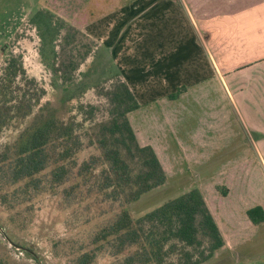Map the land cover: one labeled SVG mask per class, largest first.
I'll list each match as a JSON object with an SVG mask.
<instances>
[{
	"label": "rangeland",
	"instance_id": "374dc122",
	"mask_svg": "<svg viewBox=\"0 0 264 264\" xmlns=\"http://www.w3.org/2000/svg\"><path fill=\"white\" fill-rule=\"evenodd\" d=\"M91 1L61 0L60 10L49 8L53 13L57 10L60 13V16L54 13V24L61 19L72 26L67 29L61 27L55 38L54 46L60 51L58 61L67 59V56L80 61L79 52L91 45L96 58L101 54L99 61L105 62L104 74H101L96 86H92L87 76V82L91 84L62 101L65 91L59 88L60 79L52 74L40 51L41 26L37 18H34L36 13L14 19V15L19 16L27 11L31 1L0 0V81L3 76L2 68L9 57L16 59L24 71L12 81L8 98H5L7 105H14V108L11 117L0 128V151L14 144L20 132L41 109L52 110L63 123L74 121L75 133L82 142V147L74 155L75 165L71 164L68 177L60 185L50 187V167L37 176V187L21 186L15 190L14 185H3L4 181L0 182V257L11 264H75L80 254L91 250L94 252L92 264H122L128 252L116 253L115 248L109 244L96 246L93 243L96 233L109 225L115 213L119 211L121 201L97 193L96 184L102 177L100 174L103 166L98 165L90 178L79 176L78 169L91 156L101 153L95 142V134L96 125L108 119L109 106L103 91L115 80L111 71L118 73L119 79L125 82L124 77L126 78L130 64L123 63L122 54L134 48L137 55L134 45L138 39L150 41V38H153V30H149V27H155L154 23H162L167 29L177 25L173 28L178 29L185 27L186 22L178 8L170 9L166 6L160 11L155 10L153 1L148 3V0H108L106 3L98 0L97 7L89 9ZM142 2L148 4L138 9ZM129 5L126 9H131L134 13L130 12L129 16H126L127 19H121V12ZM103 13L109 15L105 17ZM12 19L18 23L15 27H7ZM66 35L68 36L65 40L63 36ZM108 35L118 47L114 56L109 49L113 50L115 46L109 49L105 46L108 43ZM169 35L175 37L178 34L173 32ZM125 39L130 40L133 46L123 48L126 45ZM163 41L166 45L170 43L168 39ZM61 44L65 49L63 53ZM73 48L77 52L74 50L72 53ZM128 53L132 54L131 51ZM93 59L90 55L79 63L71 75L74 82L82 80ZM112 67H115V70ZM246 76L248 77L241 80L242 85L254 87L260 83L259 91L252 89L251 93L242 96L235 94L230 77H226L225 82L232 95L228 94L223 81L212 74V77L208 78L209 83H206L208 90H205L204 97L193 96L194 91L181 97L182 93L178 94L176 102L179 101V105L196 107V101H200L198 107H193L191 112L180 113L183 116L179 121V128L193 127L198 125L200 120H205V166L198 165L195 168L190 164L187 169L188 179L181 177L183 181L178 184L169 182L165 186L156 187L143 194L137 201L125 203L126 207L133 213L145 212L157 202L183 192L180 189H185L190 184L187 180L192 181L195 174L193 182H201L202 188L205 189L203 193L209 202L215 201L212 198L214 196L222 201L228 210L264 198V72H254ZM108 77L112 78L105 80ZM135 88L137 92V85ZM167 91L163 89L161 92L174 95L178 92L177 89ZM135 98L137 99L136 96ZM149 98L151 97H144L145 100ZM164 98L165 102L169 101L167 96ZM27 104L30 105L31 110L28 111L31 112L24 114ZM17 107L19 113L14 112ZM166 171L170 173L168 169ZM201 171H205L203 181H200L198 176ZM216 186L220 189L217 190ZM222 191H226V195H223ZM259 251L262 255L253 259L255 250L250 244H245L230 252H217L208 264H264V248L260 247ZM168 260L167 264H170V261L175 260V255Z\"/></svg>",
	"mask_w": 264,
	"mask_h": 264
},
{
	"label": "trees",
	"instance_id": "16d2710c",
	"mask_svg": "<svg viewBox=\"0 0 264 264\" xmlns=\"http://www.w3.org/2000/svg\"><path fill=\"white\" fill-rule=\"evenodd\" d=\"M34 18H37L41 26L40 51L45 64L60 79L59 88L65 91V97L61 100L69 99L71 94L81 92L91 84L87 82V76L92 86H96L101 74H104L105 62L99 61L101 54L96 58L95 51L88 45L83 52H79L80 61L68 56L58 61L60 51L54 46L55 38L61 27L67 29L72 26L61 19L54 24V15L44 10H39ZM67 36H63V39L66 40ZM61 48L63 53L65 49L62 44ZM71 50L74 53L75 48ZM90 55L94 59L82 80L74 82L71 75L79 63ZM112 68L115 70V67ZM2 72L0 128L11 117L14 108V105L8 106L5 101L10 85L24 71L16 59L9 57ZM111 73H114L115 80L103 91L109 106L108 119L96 125L95 142L101 153L84 161L79 166L78 175L90 178L98 165L103 166L100 174L102 177L96 184L97 193L121 202L119 211L109 225L96 233L93 243L96 246L109 244L115 248L116 253L128 251L122 264H167L173 254L175 260L170 261V264H203L224 245V240L197 188L167 198L145 212L133 213L126 207V204L137 201L143 194L163 185L167 178L154 149L150 145L139 144L128 119V113L139 108L137 99L127 83L119 79L120 75L115 71ZM176 89L178 92L175 95L168 94V99L175 100L186 87ZM25 106L27 109L23 112L29 114L31 107L29 104ZM14 112L19 113L18 107ZM75 127L74 121L63 123L52 110L41 109L20 132L14 144L0 151V182L4 181L3 185H14L15 190L21 186L37 187V176L50 167V187L63 183L72 168L71 164L76 163L75 153L82 147ZM222 193L226 195V191ZM246 215L255 225L264 222V210L259 205L247 209ZM93 259L94 252L85 251L76 258L75 264H92ZM0 264L11 263L0 257Z\"/></svg>",
	"mask_w": 264,
	"mask_h": 264
},
{
	"label": "crops",
	"instance_id": "0c3cea01",
	"mask_svg": "<svg viewBox=\"0 0 264 264\" xmlns=\"http://www.w3.org/2000/svg\"><path fill=\"white\" fill-rule=\"evenodd\" d=\"M30 1L27 11L19 16L14 15L15 20L24 15L37 13L39 10L60 16L58 10L62 8L59 3L61 0ZM97 1L92 0L89 9L96 8ZM100 1L107 3L108 0ZM151 1L155 10L160 11L166 6L170 9L178 8L185 17V27H179L178 30L173 28L177 26L175 25L167 29L162 23L161 25L154 23L155 27H149V30H153V38H150V41L138 39L134 45L138 54L135 55L134 48L122 54L123 63L130 64L127 67L126 78L123 77L139 103L138 109L128 113V119L139 144L152 146L159 158L167 178L162 185L165 186L169 182L178 184L183 181L181 177L188 179L187 169L190 164L195 168L198 165L205 166V120H200L201 122H197L198 125L193 127L179 128V121L183 116L180 113L191 112L194 105L188 107L179 105L180 102H176L178 99H169L165 102L164 97L168 93L161 91L163 89L173 91L185 85L186 90L180 97L188 95L191 91H194L193 96L204 97L205 90H208L206 83H209L208 78L212 77V74L223 81L228 94L232 95L225 82L226 77H230L235 94L242 96L251 93L252 89L259 91L260 83L254 87H244L241 80L248 77L247 74L264 72V0H162L163 2L148 0V3ZM148 3L142 2L138 9ZM128 7L130 5L121 12L123 16L121 19H127L126 16H129L130 12L134 13L131 9H126ZM49 8L58 10L53 13ZM103 15L106 17L109 14ZM14 19L10 20L11 23L7 27L16 26L18 21ZM158 19L161 22V18ZM197 25L199 26L196 27ZM173 32L178 35L175 37L169 35ZM106 39L107 49L115 46L110 35ZM167 39L170 43L166 45L163 40ZM129 41L126 40L123 48L133 46ZM109 50L114 56L118 47ZM130 51L131 55L128 53ZM145 96L151 98L145 100ZM196 102L194 108L198 107L200 101ZM196 160L201 162L195 163ZM167 169L170 173L166 171ZM204 173L205 171H201L198 175L200 181L205 180ZM195 176L196 174L192 181L187 180L190 184L180 191L197 188L219 227L224 245L216 250L211 258L219 251L230 252L245 244H250L255 250L253 259L259 258L262 255L260 247L264 248V222L256 225L251 223L246 210L256 205L264 210V198L228 210L224 203L214 196L212 198L215 201L209 202L203 193L205 189L202 188L201 182H193ZM209 260L205 264H208Z\"/></svg>",
	"mask_w": 264,
	"mask_h": 264
}]
</instances>
